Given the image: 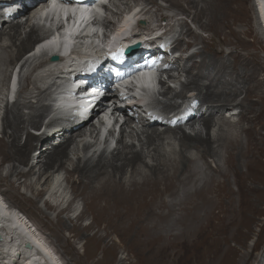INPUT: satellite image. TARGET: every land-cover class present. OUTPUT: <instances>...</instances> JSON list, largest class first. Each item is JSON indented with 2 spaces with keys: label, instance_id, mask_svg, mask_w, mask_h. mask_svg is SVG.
<instances>
[{
  "label": "bare ground",
  "instance_id": "6f19581e",
  "mask_svg": "<svg viewBox=\"0 0 264 264\" xmlns=\"http://www.w3.org/2000/svg\"><path fill=\"white\" fill-rule=\"evenodd\" d=\"M4 1L5 5L18 4L25 14L4 19L0 13V92L11 65L17 63L21 69L24 64L29 66L36 63L34 57L28 56L23 62L20 52L32 47L35 42L33 35L40 29L33 25L32 19L38 14L40 18L48 12L50 25L44 33L45 37L37 41L42 42L37 48L46 45L47 53L55 51L59 56L56 62L43 63L42 69L50 73L59 66L69 69L64 72V84L71 82L68 80L73 74L70 68L77 67L78 62L82 66L88 63L86 68L92 66L94 70L100 67V73L106 72L107 64L101 62L102 58L110 56L117 44L121 46L129 41L119 31L104 36L101 24L92 21V18L97 19L92 17L94 12L99 17V13L105 15L110 0H104L105 4L101 3L102 0H99L100 4L98 1L88 4L70 0L53 1L50 3L53 6L51 12L39 10L43 6L40 0ZM118 1L119 4H116V0H111L116 11L108 8L110 20L106 22L107 26H113L114 17L131 6L129 0ZM145 1L152 4L150 8L156 7L155 10L160 11L156 0ZM165 1L170 6H180L179 0ZM183 1L186 7L181 10L189 15V10L193 9L192 19L201 28L209 25L214 32H227L242 44L244 40L238 36L253 33L244 0ZM252 2L255 10L256 6L261 10L264 23V0ZM96 6L99 8L96 9ZM146 7V4L140 7L137 13L143 12L144 16L150 11ZM155 15L161 14L155 12ZM134 18L133 11L123 23L127 24ZM236 21L245 28H241V31L235 29ZM255 23L258 29L261 28L259 16H256ZM25 26L29 27V31L22 35ZM160 30L155 25L146 32L145 37L133 39V36L130 39H141L146 50L149 49L156 59L163 60L169 71H175L176 76L169 73V82L180 79L184 73L186 79L182 87L196 91L198 105L188 110L189 96L182 92L172 94L171 84L165 83L162 94L166 99L159 103L163 110L177 109V113H185L184 127L188 125L190 132L182 124L177 123L172 127L163 121H156L157 116L142 128L129 120L127 127L130 129H124L114 149L108 153L101 150L97 155L87 154L86 151L93 145L87 141V137H93L94 132L91 119L71 122L64 118L63 122L54 125L53 121H48L45 126H53L39 134L28 130V126L40 129L42 116L48 110L45 101L49 95L47 88L41 87L47 84L46 76L38 74L37 80L33 81L25 77L18 98L11 106L5 107L0 130V173L8 164L5 174H0V180L7 182L4 189L6 197L17 205L5 207L0 197V264H64L19 210L25 208L22 205L24 202L52 229L55 240L71 247L75 240H84L93 248L102 246L108 249L114 248L117 241L125 242L130 246V257L142 260L144 264H173L177 258H184L186 251H190L191 264L249 263L250 254L241 249L246 247V238L257 224L256 215L264 212V163L261 160L264 154V78L259 77L260 72H264V65L252 69L235 50L226 54L212 51L208 46L196 52L202 57L198 62L194 61L193 54L183 57L181 54L193 45L191 42L183 46V35H194L184 24L181 29H164L166 33L158 42H144V39L153 36L150 31ZM173 31L175 33L171 34ZM163 44L170 53L178 52V48L180 54L172 59V56L165 54L168 50L163 48L161 53ZM74 48L77 54L69 52ZM228 56L234 60L239 57L243 59L232 65ZM115 71L121 72L119 67ZM230 71L234 72V76L232 72L230 76ZM57 73L55 71L54 74ZM128 73L126 71L125 79H121L122 83L116 89L117 97H111L105 108L130 98L137 89L141 91L138 85L147 76L145 70ZM228 76L229 79L226 78ZM129 80L133 81L130 83ZM67 94L57 96L56 100L65 105L71 101ZM28 96L40 106L36 107L30 99L26 101ZM176 96H182L180 104L172 100ZM23 108L29 109L25 115ZM231 110H237L235 121L224 116ZM196 124L197 128L194 127ZM213 127L214 133H211ZM24 132L25 142L20 143V135ZM42 141L46 142L40 147ZM36 148L39 149L37 154L34 153ZM51 167L64 171L63 179L69 188L67 191L82 201V210L74 217L62 215L70 209L73 201H69L65 207L56 205V198L62 197L64 191L56 187L62 179L59 180L58 173L53 176ZM53 177L55 183H52ZM234 183L236 189L232 186ZM20 187L31 195L24 199L19 197L17 193ZM45 194H49L47 198L55 205L47 198L42 199ZM40 200L44 201L46 210H56L55 220H51L44 209L38 207ZM88 216L91 222L83 225V219ZM71 222L72 226H69ZM64 230L72 232V240L63 237ZM230 241H234L238 247H231ZM27 242L30 243L29 248ZM254 258L251 264H264V250L260 253V259L258 255Z\"/></svg>",
  "mask_w": 264,
  "mask_h": 264
},
{
  "label": "rangeland",
  "instance_id": "374dc122",
  "mask_svg": "<svg viewBox=\"0 0 264 264\" xmlns=\"http://www.w3.org/2000/svg\"><path fill=\"white\" fill-rule=\"evenodd\" d=\"M179 1H180L179 2L180 6H178V7L180 9L177 7L170 6L169 3L165 0H156V5H159L161 8L160 11L155 10L156 7L150 8L152 4L146 2L145 0H129L128 2L131 5L129 7V9H131L133 7H137L138 8L137 10H140L145 4L147 5L146 9L147 8L150 9V11L148 13H146L144 16H143V12L137 14V16L140 15L141 18H144V25L142 24L141 28H140L142 31H147L151 27H155V25H162V24H164V25H162V27L166 30L169 28L171 30H173L175 28L181 29L182 25L184 24L186 26V28L189 29L194 35H189V34L183 35V39H182V45L183 46L187 43H191V42L193 43V45L191 47H189L185 52H183L181 54V55H183V57H186L188 55L193 54L194 55V57H193L194 61L198 62V61H200V59L202 57L200 55H197L196 52L200 51L202 49L204 50V47L208 46L209 49H211L212 51H223L226 54H228L230 51L235 50L243 58L246 59L247 65L252 69H258L260 67V65H264V34L262 33V31H260L261 30L260 27H259L260 30L256 27L257 25L255 22H256V16H258V15H256L255 5H254V2H252V0H244V2H243L244 6L246 8V11H247L249 23L253 28V33L251 35L250 34H247V35L242 34L241 36H238L245 41V42L243 41V44L241 43L240 40L238 41L236 38L232 37L231 34H228L227 32L218 33V32H214L213 31L214 29L210 30L211 28L209 27V25L207 27H204L206 29H204L203 27H202L203 28L202 29L201 26L198 24V22L194 21L192 19V15L194 14L193 13L194 10L193 9L189 10L191 14L188 15L187 12H184L183 10H181L182 7H186V3L183 0H179ZM116 4H119L118 0H116ZM108 8L113 9V11L115 9V7H113L111 4V0L109 1L108 6L106 7V9L104 11L105 16L110 15ZM127 9L128 8H125L124 11ZM115 11H116V9H115ZM107 12H108V14H107ZM155 12H159V14H161L162 16L161 15L156 16ZM119 13H121V12H119ZM22 15H24V14H20L18 16H22ZM165 16H168V17H165ZM117 17H119V15H117L114 18L116 19ZM112 23H114V22H112ZM239 23H240L239 21H236L234 28L241 31L245 27L242 28ZM25 25L27 26L28 22ZM26 26H25V28H23L24 30L22 29V35L25 34L26 31H29V27H26ZM140 29H138V30H140ZM173 33H175V32L173 31L171 34H173ZM168 38H170V37L168 36ZM170 41H171V39L168 40V42H170ZM163 45H162V49L164 48L165 50H168L167 46L166 45L163 46ZM177 50H178V52H175V57H177L180 54L178 48H177ZM26 51H27V49L24 50L23 52L25 53ZM20 53H22V51ZM16 56H18V55H16ZM243 58L239 57V58H235V60H234L232 57L228 56V59H229L228 61L232 65H234L235 63H240L237 61L239 59H243ZM25 59L26 58L23 59V62H25ZM261 59H262V61H261ZM34 64H35V62H34ZM24 67H25V64H24ZM231 72H232V76H234L233 71H230V76H231ZM34 73L35 72H33L32 74H34ZM169 73L176 76V73L174 70H173V72L169 71V72H167L166 77H165V78H167L166 81L169 80V78H168V77H170ZM58 76H60V77L56 78V80L58 79V81H61L62 80L61 79L62 74L61 75L59 74ZM230 76H228L226 78L229 79ZM25 77L27 79L31 80L29 71L25 74V76L23 78L24 80H25ZM259 77L264 78V72H260ZM34 79L37 80V77H33L31 81H33ZM185 79H186V77H185V74L183 73V75L180 77V79H176V80H174V82L168 81L171 84L170 91L172 94L180 93V92L185 93L186 96H189V98H188V99H190L189 103L192 105V107H194L193 109H195L196 106L198 105V102H199L195 98L196 91L189 89V88L184 89L182 87L181 84L185 82ZM205 81H203V82H205ZM207 82L208 81H206L205 83H207ZM41 87L47 88V92L49 95V93H50L49 87L46 85H42ZM139 89H141V88H139ZM178 97L176 96L175 97L176 99H174L175 104H180L179 101L181 102L180 98L182 96L179 98ZM154 98L156 99V101H155L156 103H160L161 101H162L161 103H163V101L166 99V97H164V95L160 94V93L157 94V96L155 95ZM28 99L33 101V103L35 104V100L33 98L28 96V97H26L25 100L29 101ZM12 104L13 103H10L9 105H5V107L11 106ZM45 105L49 109L48 103H46ZM35 106L39 107L40 104L39 103L35 104ZM72 108L73 107H71V106L69 107L70 110H72ZM190 109H191V106L189 107L188 110H190ZM201 109L203 111L204 107L202 106ZM28 111H29V109L27 110V108H23L24 115ZM47 111H45L44 114H46ZM4 112H5V110H4ZM236 112H237V110H235V111L231 110L230 111L231 114L226 112V114H224V116H226V118L229 117L231 121H235L237 119ZM230 115H233V116L230 117ZM2 116L3 115L0 114V130L2 129ZM159 127H160V129L163 128V126H159ZM194 127L197 128L198 127L197 124ZM27 128H28V130H30V132H32V131L36 130L37 127L31 128L30 126H28ZM128 128L129 127H126V130ZM184 128L187 132H190V130H191V128H189L188 125H186ZM213 129H215V127L211 128V133L212 132L214 133ZM25 138H26L25 132L21 133L20 143H24ZM54 138H55V136L52 137V139H54ZM243 140H244V136H243ZM45 142L46 141H42L40 143V145L42 144L40 147H43ZM42 151H43V149H42ZM37 152H39V149L36 148L34 153L37 154ZM261 160L264 163V154L261 156ZM65 165L68 166L67 164H65ZM7 166H8V164L5 165V169L3 168L0 174H2V175L5 174ZM50 172L51 173L54 172L53 176L55 175V173H58L59 180L62 179L59 181L60 186H58V187L63 188V186H65L63 188V190H64V192H65V190L67 192L66 193L67 196H65L66 194L63 196H65L67 200L69 199L70 202H72V201L75 202V207L78 208V211L80 212L82 210V201L78 198H75L70 192L67 191L69 188L67 189V185L63 179V177H65L64 171L63 170L56 171V169L54 167H51ZM60 175L62 176V178L60 177ZM56 176H57V174H56ZM54 177H53L52 183L56 182V181L54 182ZM232 186L234 189L237 188L235 183L232 184ZM6 188H7V182L0 180V197L5 202V204L8 205L9 207L10 206L16 207L17 205H14L13 202L10 201L6 197V194L4 192V189H6ZM29 193L30 192H28V190L24 189L23 187H20L17 194L19 195V197L24 199V197L31 195ZM45 196L47 198V197H49V194H45L42 197V199ZM46 200L50 201L49 198H47ZM24 203H22V205H24L25 208L21 207V209H19V210L34 225L39 236L42 237L43 240L45 239L44 240L45 243L53 250V252L56 254V256L64 264H144V262L142 260L139 261L136 258L130 257L131 256V249H130L129 244L125 243V242L121 243L120 241H117L115 247L111 248V249H108V248L102 247V246H99V247L94 246V248H93V246L86 244L84 240H75L76 243L72 247L70 244L64 245L62 243H59L57 240H55V237L53 236V232L51 231L52 229L49 228V226H47L43 220H41L39 217H37V215H35V213L31 212V209L27 207V205L29 206L28 203H27V205ZM66 203L64 202L61 206H64V204H66ZM38 207H40L42 210L44 209L43 211L49 215V218L51 220H55L56 212H54V211H56V210H46V206L44 205L43 200L39 201ZM75 213H76V210H73L69 213H67L65 211V213H63L62 215H64V216L68 215L70 217H72V216L74 217ZM256 216H257V224L255 225L254 229H252V231L249 232V234L246 238V247L241 249V251H244V252L246 251L251 256L248 264H251L252 261H254V259H255L254 256L258 255V257H259L258 259H260V253H262V251L264 250V212L259 213ZM91 220H92L91 217L88 216V217L83 219L82 224L86 225L89 222H91ZM69 226H72V222L69 223ZM89 232H91V231H89ZM245 233H247V230L245 231ZM71 234H72V232L70 230H64L63 237L68 238L71 236ZM113 237L117 238V235L113 234ZM72 239L73 238L70 237V240H72ZM232 245L235 247H238V244H236L234 241H230V246L232 247ZM188 253H190V251L185 252L184 258L186 259V261L183 258V256H181L182 258L181 257H179L177 259L175 258L176 260L174 259L175 261L173 262V264H191L192 258L190 257V254H188ZM187 255L189 256V260L187 259V257H188ZM190 260H191V262H190ZM231 264H237V263L232 262ZM254 264H255V262H254Z\"/></svg>",
  "mask_w": 264,
  "mask_h": 264
},
{
  "label": "water",
  "instance_id": "95a60500",
  "mask_svg": "<svg viewBox=\"0 0 264 264\" xmlns=\"http://www.w3.org/2000/svg\"><path fill=\"white\" fill-rule=\"evenodd\" d=\"M262 10H264L263 8H262ZM264 12V11H263ZM261 15H262V12H261ZM263 17V16H262ZM137 46L136 45H134V46H132L129 50H128V52L129 51H134L135 50V48H136ZM56 56H53L52 57V60H56ZM144 83L146 84V85H149L150 84V79H148V78H144ZM0 239H2V236L0 235ZM26 246H27V248H29L30 247V243H26ZM32 264H35V263H32Z\"/></svg>",
  "mask_w": 264,
  "mask_h": 264
},
{
  "label": "clouds",
  "instance_id": "9594fccd",
  "mask_svg": "<svg viewBox=\"0 0 264 264\" xmlns=\"http://www.w3.org/2000/svg\"><path fill=\"white\" fill-rule=\"evenodd\" d=\"M256 10H257V15L259 16V21L261 22L262 26H261V31L263 33V28H264V23H263V17L261 15V10L256 6ZM23 54V53H21ZM141 84V83H140Z\"/></svg>",
  "mask_w": 264,
  "mask_h": 264
}]
</instances>
